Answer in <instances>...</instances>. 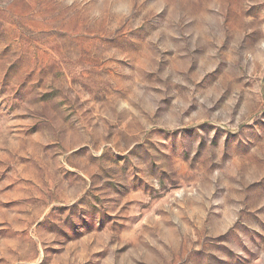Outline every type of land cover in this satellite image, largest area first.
<instances>
[{"label": "rangeland", "instance_id": "obj_1", "mask_svg": "<svg viewBox=\"0 0 264 264\" xmlns=\"http://www.w3.org/2000/svg\"><path fill=\"white\" fill-rule=\"evenodd\" d=\"M0 264H264V0H0Z\"/></svg>", "mask_w": 264, "mask_h": 264}]
</instances>
